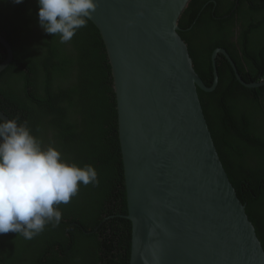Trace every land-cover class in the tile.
Instances as JSON below:
<instances>
[{"label":"trees","instance_id":"1","mask_svg":"<svg viewBox=\"0 0 264 264\" xmlns=\"http://www.w3.org/2000/svg\"><path fill=\"white\" fill-rule=\"evenodd\" d=\"M207 1L191 0L179 28L184 29L182 19L188 15L196 19L193 32L204 27L210 33L221 23L223 34L215 36L214 46L229 54L245 83L263 82L264 0H214L217 17L223 15L220 5L233 10L228 19L215 20L213 4L201 12ZM207 11L218 24L203 25ZM37 13V0H0V34L13 55L0 73V110L9 119L27 121L42 147H55L68 163L92 165L97 182L81 184L68 204L58 206V226L46 225L31 240L13 232L0 234V264H128L131 224L121 217L127 214L126 193L104 46L89 20L62 44L59 36L41 29ZM182 30L194 70L211 87L210 49L205 59L198 57ZM5 58L0 46V63ZM217 65V87L213 92L197 89L198 97L221 164L264 249V86L245 88L229 64Z\"/></svg>","mask_w":264,"mask_h":264},{"label":"water","instance_id":"2","mask_svg":"<svg viewBox=\"0 0 264 264\" xmlns=\"http://www.w3.org/2000/svg\"><path fill=\"white\" fill-rule=\"evenodd\" d=\"M190 1L96 0L89 19L104 46L116 102L127 206L121 217L131 224L128 264H264L197 93L215 90L216 67L207 87L179 35ZM0 45L2 73L13 55L2 34ZM0 119L9 118L0 111Z\"/></svg>","mask_w":264,"mask_h":264},{"label":"clouds","instance_id":"3","mask_svg":"<svg viewBox=\"0 0 264 264\" xmlns=\"http://www.w3.org/2000/svg\"><path fill=\"white\" fill-rule=\"evenodd\" d=\"M24 0H12L22 4ZM41 29L69 42L87 26L96 0H37ZM19 117L0 119V234L17 233L31 240L46 225L56 227L62 219L60 204H68L81 184L97 182L92 165L68 163L53 146L42 147L27 121Z\"/></svg>","mask_w":264,"mask_h":264},{"label":"flooded vegetation","instance_id":"4","mask_svg":"<svg viewBox=\"0 0 264 264\" xmlns=\"http://www.w3.org/2000/svg\"><path fill=\"white\" fill-rule=\"evenodd\" d=\"M208 4H213V8L210 10V14H211L212 19H214V20L220 19L221 17L228 19V17H231L233 15V10L231 12H229L230 6L225 4V5H220V11L223 15L221 17H217L215 15V9H214L215 1L214 0H208L205 3L204 7L201 9V12H203V10H205V8ZM201 12L200 11L197 12V14H196L197 19L200 18L201 14H202ZM207 13H208V11L205 12L202 16L203 17V19H202L203 25L207 24L208 22L218 24V22H215L214 20H210L207 16ZM195 21H196V19H192V15L191 16L188 15L185 18L183 17L182 23H183L184 29L183 30L181 29V30L184 32L185 36L188 38V43L189 44H195V46L197 47L198 57L205 59L208 56V50L210 49V51H209V62L211 63V67H212V75H213V65H215L216 70H217V66H218L217 63H220V61H221V65H222V61L225 62L226 66H228V64H229L231 66L233 72H234V69H233L229 59L231 60L232 63H233V61L230 58L229 54L222 48H216L214 46V42H213L215 36L223 34V25L220 23L219 28L218 29L213 28V30L210 33L204 27L200 31L193 32L195 27L193 29H191V28L193 27ZM201 44H202V46H201ZM234 47H235V50L238 53V55L242 58L243 51H240L237 46H234ZM218 50H223L227 54L229 59L224 54L218 52ZM242 59H244V58H242ZM234 66H235V64H234ZM235 69L236 70H235L234 76H235L236 80H237V76H238L243 81V79L239 75L236 67H235ZM217 76H218V73H217ZM213 80H214V75H213ZM237 82L240 83L238 80H237ZM217 83H218V81H217ZM212 84H213V81H212ZM243 87H245V86H243ZM245 88H247V87H245ZM256 88H258V87H256ZM250 89H253V88H250ZM0 98H2V97L0 96Z\"/></svg>","mask_w":264,"mask_h":264}]
</instances>
